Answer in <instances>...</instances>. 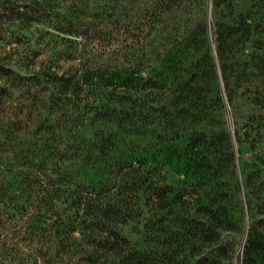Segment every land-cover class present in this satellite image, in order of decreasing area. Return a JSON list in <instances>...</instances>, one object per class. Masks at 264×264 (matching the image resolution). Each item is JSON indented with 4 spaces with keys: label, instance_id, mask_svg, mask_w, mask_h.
Returning <instances> with one entry per match:
<instances>
[{
    "label": "rangeland",
    "instance_id": "1",
    "mask_svg": "<svg viewBox=\"0 0 264 264\" xmlns=\"http://www.w3.org/2000/svg\"><path fill=\"white\" fill-rule=\"evenodd\" d=\"M8 2L0 0V64L17 76L77 66V60L61 56L68 35L48 23L23 21ZM135 4L154 8L161 2ZM182 6L164 14L163 34L179 33L182 50L174 56L186 66L184 79L191 78L194 97L170 109L171 119L186 110L175 120L180 125L165 129L167 116L151 110L136 121L141 133L131 134L123 150L113 153L114 164L142 161L151 181L140 191L141 215L119 228L164 263L264 264V247L253 246L247 254L254 238L264 246V129L252 130L251 137L245 132L253 116L264 117V0H186ZM205 26L208 38L201 43ZM233 27L238 28L234 34ZM220 31L227 37L223 55L217 51ZM156 39L162 42V36ZM35 93V86H20L0 73V182L7 161L18 167L27 153L33 159ZM183 116L187 120H180ZM82 135H92L90 124ZM102 167H89L88 179L102 175ZM6 228L0 225V264H54L36 250L42 245L37 238L32 248L23 247L25 256L4 254L14 249L2 244L10 238Z\"/></svg>",
    "mask_w": 264,
    "mask_h": 264
},
{
    "label": "trees",
    "instance_id": "2",
    "mask_svg": "<svg viewBox=\"0 0 264 264\" xmlns=\"http://www.w3.org/2000/svg\"><path fill=\"white\" fill-rule=\"evenodd\" d=\"M185 1L160 0L147 8L135 4L138 0H9L23 21L48 23L68 35L61 56L78 64L63 71L50 66L28 76L0 64V73L16 84L36 87L31 107L37 116L33 159L27 153L18 167L7 161L0 182V225L10 235L2 244L14 248L4 254L25 256L23 247L32 248L37 238L42 245L36 250L46 263L171 264L121 232L120 224L141 215L140 191L151 181L142 161H112L131 134L141 133L137 120L159 109L167 116L165 129L172 130L186 110L171 119L170 109L194 97L191 78L184 79L186 66L174 56L182 50L179 33L163 34L164 14ZM193 34L188 32L189 41ZM207 38L205 26L201 43ZM225 41L220 31V55L226 52ZM88 124L92 135L84 136ZM247 128L249 137L252 130L264 129V117L256 121L253 116ZM99 163L104 164L102 175L88 179V168ZM259 242L250 241L248 256L251 247H264Z\"/></svg>",
    "mask_w": 264,
    "mask_h": 264
}]
</instances>
